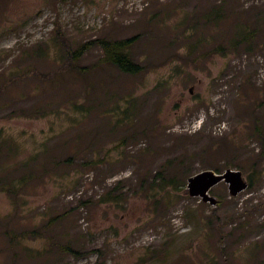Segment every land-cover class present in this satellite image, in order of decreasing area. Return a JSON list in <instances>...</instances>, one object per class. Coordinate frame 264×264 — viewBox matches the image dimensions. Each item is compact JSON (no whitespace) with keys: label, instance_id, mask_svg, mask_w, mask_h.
<instances>
[{"label":"rangeland","instance_id":"rangeland-1","mask_svg":"<svg viewBox=\"0 0 264 264\" xmlns=\"http://www.w3.org/2000/svg\"><path fill=\"white\" fill-rule=\"evenodd\" d=\"M261 128L264 0H0V264H264Z\"/></svg>","mask_w":264,"mask_h":264},{"label":"trees","instance_id":"trees-1","mask_svg":"<svg viewBox=\"0 0 264 264\" xmlns=\"http://www.w3.org/2000/svg\"><path fill=\"white\" fill-rule=\"evenodd\" d=\"M135 39L136 37L121 40H95L80 44L75 49L67 47L65 54L68 63L72 68L75 66V63L79 61L84 54H87L91 47L95 45L98 46L102 52L101 63L103 65L113 67L125 74L136 75L141 73L143 68L132 59L131 49L133 48ZM84 69L85 68H82L80 71H83ZM258 130L261 150L255 158L256 163L253 166V172L248 175V186L254 184L256 177L258 178V176L262 174V169H258V167L264 162V128ZM5 187H7V184ZM5 187L2 189L11 191L10 189L12 186H9V188Z\"/></svg>","mask_w":264,"mask_h":264},{"label":"water","instance_id":"water-1","mask_svg":"<svg viewBox=\"0 0 264 264\" xmlns=\"http://www.w3.org/2000/svg\"><path fill=\"white\" fill-rule=\"evenodd\" d=\"M221 182L228 185L231 194H236L247 187L239 171L227 170L217 174L207 170L188 178V194L192 198H200L203 203L215 206L217 201L209 195V191Z\"/></svg>","mask_w":264,"mask_h":264}]
</instances>
